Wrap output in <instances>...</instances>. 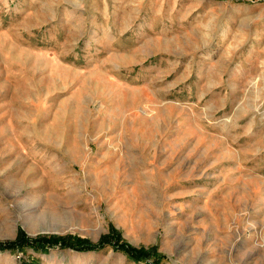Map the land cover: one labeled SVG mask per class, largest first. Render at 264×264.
I'll list each match as a JSON object with an SVG mask.
<instances>
[{
  "label": "rangeland",
  "instance_id": "374dc122",
  "mask_svg": "<svg viewBox=\"0 0 264 264\" xmlns=\"http://www.w3.org/2000/svg\"><path fill=\"white\" fill-rule=\"evenodd\" d=\"M20 237L59 243L0 264H264V0H0Z\"/></svg>",
  "mask_w": 264,
  "mask_h": 264
},
{
  "label": "trees",
  "instance_id": "16d2710c",
  "mask_svg": "<svg viewBox=\"0 0 264 264\" xmlns=\"http://www.w3.org/2000/svg\"><path fill=\"white\" fill-rule=\"evenodd\" d=\"M109 241H110V239L108 237L104 238L103 241L98 246H94V245L89 244L85 241H78V242H74L72 245L70 244L69 247H71L73 250L78 251V252H88L91 250H97L101 247H104L105 245H107L109 243ZM52 242L53 243H50L49 240L44 241L42 239L36 240V241H29L25 237H20L18 240L14 241V242H9L6 244H0V251L14 250L16 248L24 249L27 246H30L33 249H35V248L40 249L41 248L40 250L43 251L45 249V247L43 245L50 246V245H56L59 243V241H57V240H53ZM61 244H64L63 246H67L66 242H61ZM117 249L123 250L133 260L141 261V260L145 259L144 254H142L141 252H138V251H134V250L130 249L129 247L119 246V247H117Z\"/></svg>",
  "mask_w": 264,
  "mask_h": 264
}]
</instances>
